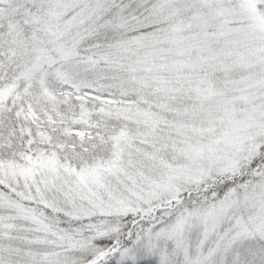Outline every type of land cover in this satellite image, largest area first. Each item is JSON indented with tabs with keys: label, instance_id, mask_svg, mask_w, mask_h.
<instances>
[{
	"label": "snow or ice",
	"instance_id": "1",
	"mask_svg": "<svg viewBox=\"0 0 264 264\" xmlns=\"http://www.w3.org/2000/svg\"><path fill=\"white\" fill-rule=\"evenodd\" d=\"M0 264H264V0H0Z\"/></svg>",
	"mask_w": 264,
	"mask_h": 264
}]
</instances>
